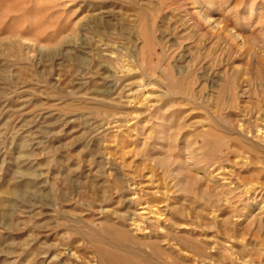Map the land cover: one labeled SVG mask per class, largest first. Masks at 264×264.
<instances>
[{"label":"rangeland","instance_id":"rangeland-1","mask_svg":"<svg viewBox=\"0 0 264 264\" xmlns=\"http://www.w3.org/2000/svg\"><path fill=\"white\" fill-rule=\"evenodd\" d=\"M0 264H264V0H0Z\"/></svg>","mask_w":264,"mask_h":264}]
</instances>
